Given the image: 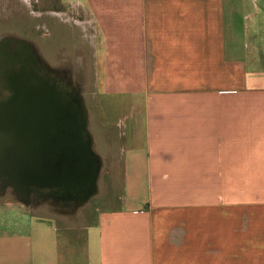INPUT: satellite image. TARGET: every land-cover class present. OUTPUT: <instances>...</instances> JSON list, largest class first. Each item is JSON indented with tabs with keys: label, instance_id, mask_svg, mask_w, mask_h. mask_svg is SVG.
Masks as SVG:
<instances>
[{
	"label": "crops",
	"instance_id": "1",
	"mask_svg": "<svg viewBox=\"0 0 264 264\" xmlns=\"http://www.w3.org/2000/svg\"><path fill=\"white\" fill-rule=\"evenodd\" d=\"M35 4L98 169L87 197L1 186L0 264H264V0Z\"/></svg>",
	"mask_w": 264,
	"mask_h": 264
},
{
	"label": "water",
	"instance_id": "2",
	"mask_svg": "<svg viewBox=\"0 0 264 264\" xmlns=\"http://www.w3.org/2000/svg\"><path fill=\"white\" fill-rule=\"evenodd\" d=\"M23 58L0 57V88L8 92L0 99V186L26 197L35 190L87 197L98 165L82 102L29 70Z\"/></svg>",
	"mask_w": 264,
	"mask_h": 264
},
{
	"label": "rangeland",
	"instance_id": "3",
	"mask_svg": "<svg viewBox=\"0 0 264 264\" xmlns=\"http://www.w3.org/2000/svg\"><path fill=\"white\" fill-rule=\"evenodd\" d=\"M35 1L36 0H0V53H4L8 49V43L15 45L16 48H18L15 55H18L21 59L22 57H26L23 58V60H29L27 63L31 68L28 66V69L44 77V74H42L43 72H47L48 70L54 71L53 68L50 69L48 66L49 63H52L53 66V62H56V55L54 50L51 51V48L61 43L64 45L67 43V40L62 39L59 41V39L54 37L48 38L47 17L41 16L40 18H34L33 16V11L37 8ZM39 1L46 2V0ZM8 56L13 55L8 54ZM33 59L36 61L38 60V66L34 64L37 62L33 61ZM55 72L57 75L62 72L64 73L62 68L56 69ZM70 83L77 89L75 94L86 96L85 85L74 82ZM81 100L82 103H84V99ZM88 105H90L89 101ZM10 192L13 193L12 191ZM12 195L14 194H11V197L14 198ZM11 197L7 196L6 198ZM40 202L46 204L47 201L40 200ZM94 204L95 200H92L90 205L93 206ZM40 214L43 215L44 213Z\"/></svg>",
	"mask_w": 264,
	"mask_h": 264
},
{
	"label": "flooded vegetation",
	"instance_id": "4",
	"mask_svg": "<svg viewBox=\"0 0 264 264\" xmlns=\"http://www.w3.org/2000/svg\"><path fill=\"white\" fill-rule=\"evenodd\" d=\"M9 45H7L8 49L4 52V53H0V57H4L5 55L8 54H12L13 56H18L15 55L18 51V48H16L15 45H12L10 43H8ZM1 52V51H0ZM29 57V54H28ZM29 61V60H27ZM33 61L37 62L34 63L36 64V66H38L39 62L38 60H34ZM0 63H2V59L0 60ZM19 67V65H13V69H17ZM39 70V69H38ZM42 74H44V77L46 79H48L49 81H51L52 83H54L57 87L58 90H60L63 94L66 95H76L75 93L77 92V89L71 85L69 78L67 76H65V74L62 72L61 74L57 75V73L55 71H50L48 70L47 72H43ZM8 95V92L3 90L2 88H0V99L5 98ZM2 188L0 186V194L2 193ZM53 194V192L48 191V190H38V191H32L29 194V201H35L36 199H42V198H46L47 196Z\"/></svg>",
	"mask_w": 264,
	"mask_h": 264
}]
</instances>
